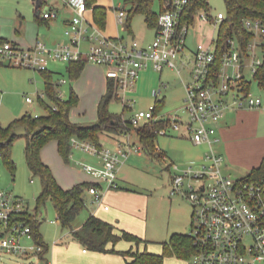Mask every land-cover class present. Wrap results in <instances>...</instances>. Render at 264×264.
<instances>
[{
    "label": "built area",
    "instance_id": "obj_1",
    "mask_svg": "<svg viewBox=\"0 0 264 264\" xmlns=\"http://www.w3.org/2000/svg\"><path fill=\"white\" fill-rule=\"evenodd\" d=\"M34 1L45 19L58 18L63 7L73 11L65 29L71 43L49 48L38 42L23 48L6 39L0 41V61L45 70L48 69V58L71 61L85 57L104 67L108 83L114 84L116 97L121 98L127 108L133 104L127 94L134 91L143 69L162 71L171 67L180 71L176 59L188 47L191 24L182 22V14L189 0L166 2L159 15L156 36L146 44L136 37L106 35L88 18L87 0ZM127 16V5L118 7L117 21L124 29ZM198 17L219 28L226 12L201 11ZM244 25L252 33L245 49L237 35L229 37L223 48L219 47L217 37L213 43H198L191 59L192 81L185 83L183 112L188 114L187 119L179 114L168 118L154 114L155 102L129 118L134 125H141L142 120L151 118L164 119L166 123L158 129L159 133L167 134L171 127L195 143L209 145L201 159L190 160L184 167L172 162L169 169L171 173L172 169L179 171L172 174V193L187 185L186 195L193 205L190 235L195 251L188 264H264V181L248 175L232 177L224 169L225 155L216 147L220 141L216 123L229 108L264 111V79L259 75L264 64V22L260 18L247 17ZM83 41H86L85 47H82ZM183 63L190 64V60L185 59ZM65 82L66 78H62L58 83ZM160 93L161 89L153 92L156 98ZM58 95L65 98L60 90ZM39 96L44 98L45 92ZM26 100L31 103L34 98L26 96ZM73 140L74 144L101 158V165L84 163L83 168L98 179L88 187L94 201L108 209L100 181H106L109 187H118L120 165L132 151H141L142 145L129 138L119 141L115 148L77 137ZM27 208L22 196L2 186L0 167V256L5 253L29 254L31 251L40 255L43 251L32 225L20 217Z\"/></svg>",
    "mask_w": 264,
    "mask_h": 264
},
{
    "label": "rangeland",
    "instance_id": "obj_2",
    "mask_svg": "<svg viewBox=\"0 0 264 264\" xmlns=\"http://www.w3.org/2000/svg\"><path fill=\"white\" fill-rule=\"evenodd\" d=\"M98 3L108 8L109 14H114L116 8L124 5V0H97ZM210 4V12L217 14L219 11L226 12L225 0H208ZM156 11L161 10L159 0L154 1ZM118 10V9H117ZM56 21V20H55ZM22 22V24H21ZM132 28L136 38L141 40L144 34L145 39H151L153 28L146 25L144 15L136 13L131 18ZM123 29V27L121 26ZM124 32V31H122ZM219 28L215 25L195 18L191 23L187 36V48L185 53L176 59L177 68L166 67L160 73L155 72L143 80L147 86H154L155 89L163 90L159 96L166 95L165 102L159 111V115L164 118L174 117L176 114L188 118V114L183 112L185 106L186 86L185 83L192 81V58L193 52L197 48L200 41L213 43L217 37ZM126 36V32L124 33ZM0 35L7 38L12 43H17L23 48L35 46L38 42L45 43L47 47L53 48L57 45H66L71 43V38L65 33V27L59 21L48 24L41 21L37 17L36 2L34 0H0ZM132 38V37H131ZM130 39V37H129ZM86 46V41L82 42V47ZM190 60V64H184L183 61ZM0 64V123L8 125L13 120L21 117L25 113L35 115L44 114L45 109L39 100V95L45 92L44 73L39 67L16 66L2 61ZM69 61L48 58V68L54 71V81L59 82L60 79L66 78L65 83L58 84V88L63 92L66 98L69 97L71 87L81 96L78 104L71 111V118L74 121L83 124H94L98 120V105L94 97L89 91V85L81 78L72 79L68 71ZM166 84V85H165ZM257 90V87H254ZM139 82L136 83L134 91L127 94L133 99V104L129 108L124 106L121 98H113L110 101V111L124 118H130L141 109H148L156 100V96L152 93H139ZM26 96L34 98L33 102H28ZM44 99L50 103V97L45 92ZM146 121L142 120L141 124ZM259 134L264 133V111L259 113ZM217 128L218 123H216ZM23 132V128H19ZM167 134L159 133L157 143L160 149L167 152V158L162 155L160 158L148 154L144 149L141 154L132 151L127 160L120 165L118 169V184L121 188H129L147 195L145 198H138L136 201L144 207L142 219L129 217L128 221L122 219L108 220L117 227L123 228L140 238L139 242L121 239L116 244V248L120 250L133 249L134 251H150L162 254L164 252V242L169 240L174 233H190L193 221V205L192 201L187 197L186 192L189 190L187 185L182 186L179 191L172 193V174L179 171L172 169V173L166 168L171 160L180 163L182 167L193 159H201L205 146H195L190 138L182 136L179 131L169 127ZM131 132V131H130ZM129 133V132H128ZM129 137L132 142L141 145L137 132L134 130ZM120 138L127 140L128 136L124 134L118 135ZM79 139V138H77ZM219 141L216 147L223 149L225 147L224 140ZM101 142L104 147L115 146V140L109 136L107 132H102ZM26 137L20 136L15 139L12 147V158L15 162L14 170L3 160L0 161L2 186L12 190L14 193L23 197L27 203L28 209L34 211L37 205V197L42 189V181L40 176L33 174L31 171L26 155H25ZM263 139L256 143L241 142L234 144V156L224 165L227 170L234 167V171H229L232 177L247 176L253 169L260 166L264 149ZM51 145V144H49ZM260 148V149H259ZM51 149V146H49ZM158 149V148H157ZM50 163L54 171L63 177H69L67 167L73 170L77 178L85 176L87 172L83 168V164L101 165V158L82 148L81 145L75 143L73 145L70 160L66 161L57 151L56 148L50 150ZM198 154L191 155V152ZM163 158V159H162ZM245 166V167H242ZM249 166V167H248ZM85 171V173H84ZM89 173V172H88ZM62 177V182H64ZM104 191L109 187L106 181H102ZM85 206L77 215L73 222L75 228L82 226L88 217L90 211L96 209L98 204L94 201L93 195L87 188L85 190ZM111 210H105L106 214L114 213L115 207L112 205ZM41 219L39 230L42 234L45 244L49 249L45 253V258L51 264H83L81 260V250L83 244L73 237L71 230L64 227L58 219L57 210L51 199L40 207L38 211ZM56 220V221H52ZM129 226L126 227V226ZM122 229V230H123ZM120 231V230H118ZM31 244H33L31 242ZM89 250L88 248H86ZM92 250V249H90ZM93 251V250H92ZM104 260L101 264H127L124 255L116 252H100ZM190 259H184L177 255H167L164 264H188ZM0 264H45V261L35 251L29 254H10L5 253L0 256Z\"/></svg>",
    "mask_w": 264,
    "mask_h": 264
},
{
    "label": "trees",
    "instance_id": "obj_3",
    "mask_svg": "<svg viewBox=\"0 0 264 264\" xmlns=\"http://www.w3.org/2000/svg\"><path fill=\"white\" fill-rule=\"evenodd\" d=\"M155 0H124L128 8V16L125 24L127 33H133L131 18L136 13H142L149 27L157 28L159 15L164 10L168 0H159L161 10L154 8ZM226 17L220 24L217 41L219 47H225L229 37L237 35L242 47L245 49L252 33L245 27L244 20L247 17L260 18L264 22V0H225ZM89 8L93 9L94 20L100 28H105L108 8L98 3L97 0H87ZM201 11H210L208 0H189L183 9L182 22L193 23ZM7 38L0 35V41ZM17 44V43H16ZM88 61L85 57L69 61L68 71L72 79H77ZM0 64H3L0 61ZM45 78V92L50 97V103L39 96L44 106L45 113L38 116L25 113L16 118L8 125L0 123V152L3 160L15 168L12 158V147L15 139L20 136L26 137L25 155L28 165L33 174L40 176L42 189L37 197V205L34 211L28 208L20 217L26 219L33 227L36 241L43 245L41 258L45 264H50L45 258L49 247L45 244L39 230L41 219L38 211L40 207L51 199L57 210L58 219L64 227L71 230L73 237L78 239L84 247L100 252H116L124 255L127 264H164L167 255H177L184 259H190L195 251L193 238L190 233H174L171 238L164 242L162 254L150 251H134L133 249L120 250L116 244L121 239L139 242L140 238L127 230H117L114 223L91 213L82 226L75 228L73 222L85 206V190L95 182L84 181L74 184L69 188L63 187L54 174L51 166L42 157V148L50 141L56 140L60 155L70 160L74 138L87 139L103 146L101 133L123 134L136 131L139 140L148 154L161 157L163 154L157 149L158 129L166 123L164 119L151 118L144 124L134 125L129 118L116 115L110 111V101L116 97L115 86L108 84L106 93L101 97L97 112L98 120L94 124H83L71 118V111L78 104L80 98L74 87L68 98L62 99L58 95V82L54 81V71L49 68L42 70ZM260 77L264 79V64L260 68ZM165 102L164 98H156L154 114H158ZM127 108V107H126ZM23 128V132L19 128ZM251 178L264 181V157L260 166L248 174Z\"/></svg>",
    "mask_w": 264,
    "mask_h": 264
},
{
    "label": "crops",
    "instance_id": "obj_4",
    "mask_svg": "<svg viewBox=\"0 0 264 264\" xmlns=\"http://www.w3.org/2000/svg\"><path fill=\"white\" fill-rule=\"evenodd\" d=\"M36 9H37V17L41 21L46 22L48 24L59 21L62 25H64L65 29H66L68 20L70 19V17L73 14V11L70 8H64L63 7L60 10V15L58 18H56V19H45L41 16L37 5H36ZM117 9L118 8H116L114 14H109V13L107 14L106 26H105V28L102 29L104 31V33L106 35L113 36V37L125 36L127 39H129V37H130V39H131V37L132 38L136 37L134 30H133V33L129 34V33H127V31L124 28L123 29L121 28V25L117 21V12H118ZM87 16L91 21L95 22L94 13H93L92 8H89V10L87 12ZM21 24H22V22H21ZM146 25H147V23H146ZM149 28H152V27H149ZM153 30L154 31H153V35H152L151 39H149V40L145 39L144 38L145 35L142 34L140 41L144 44L151 42L156 36L157 28H153ZM122 31H124V32H122ZM125 32L128 36H126L124 34ZM164 69L162 71H157L153 68L143 69L141 74H140V77L138 78V81H137V82H139V90H138V91H140L139 93H148L149 95H152L153 89H155V87L154 86H147V84H145V82H143V80H146V78L148 76L155 74V72L160 73V77H161ZM81 78L87 83V85H89V91H91V94L94 97L96 104L98 105L101 97L104 95V93H106V91L108 89V84H109L108 79L105 76L104 67L102 65L88 61L85 64V67H84L81 75L77 78L78 79L77 83L79 82V80H81ZM162 91L163 90H161V93H162ZM165 97H166V95L158 96V98H164V99H165ZM79 98L81 100V96H79ZM260 111L261 110H259V109H250V108H234V107L229 108L226 111L223 118L218 122V127H219L218 128V135L220 137V141H222L221 139L224 140L225 147H224V151H223V149H221L219 147L217 149L225 155L226 164L228 163L229 159H232L233 157H235L234 156V149H231V146L233 147L234 144H240L241 142H248L249 143L251 141L253 143H256V141L260 142L261 139H263V141H264V133L259 134V127H260L259 113H260ZM107 133L109 134L111 141H112V139L115 140V146H113L111 148H115L119 141L124 140L118 136L119 134H111L109 132H107ZM123 134L128 136V138L132 135L131 132L123 133ZM190 141H192V144L195 146H202V145L205 146V150L200 149L198 153L203 151L202 153L204 154L209 149V145L207 143H195L191 139H190ZM49 144H51V145H49ZM261 145H262L261 146L262 149H264V144H261ZM49 146H51V149H49ZM53 148H56L57 151L59 152L58 143L56 140H52V141L48 142L42 148V151H41L42 157H43L44 161L47 162L51 166L54 174L56 175L58 181L60 182V184L63 187L69 188L76 183L84 182V181L98 182V179H96L91 173H88V171L86 173L84 171L85 176H82L81 178H77V180H76V177L73 176L74 175L73 170L71 168H68V167H67V172H68L69 177L65 178V177L61 176V179H62V177L64 179L63 180L64 182H62V180L60 179V176L58 175V173L56 171H54L52 164L49 162L50 158H48V157L51 153L50 150H52ZM157 148H158V151H160L163 154L164 158L166 159L167 158V152L165 150L160 149L158 146V143H157ZM142 151H143V149L141 151H137V152L139 154H141ZM198 153L193 151L190 154L191 155H193V154L197 155ZM172 162H175V161L171 160L170 162L167 163V165H166L167 169H170V164ZM242 167H245V166H242ZM232 168L235 169L234 167H232ZM232 168H229L228 170L230 172L234 171ZM245 168H247V167H245ZM224 169L227 173H229V171L226 168H224ZM100 183L102 184V181H100ZM102 186H104V185L102 184ZM146 196L147 195H145L144 193H141V192L129 189V188H121L120 185L118 187L108 188L104 194V200H105V203L109 205V208L106 209L104 207V204H102V205L98 204V207L96 209L90 211L88 216L91 213H94V214H96L102 218L104 217V218H107L109 220H114L116 217H117L118 221H121L122 219H125L126 221H128L129 217L142 219L143 218L142 213H143L144 207H141V205L136 200L139 197L145 198ZM112 205L115 207L114 213L107 215L105 210L110 211L111 210L110 208L112 207ZM126 227L129 228L128 225ZM122 229L123 228L118 227V230H122ZM101 254L102 253H100V251H95V250L92 251L90 249L87 250L86 248H84L83 250H81V260H82L83 264H101L102 260H104V257Z\"/></svg>",
    "mask_w": 264,
    "mask_h": 264
}]
</instances>
